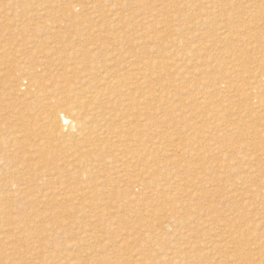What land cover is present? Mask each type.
I'll list each match as a JSON object with an SVG mask.
<instances>
[{"label":"rangeland","instance_id":"obj_1","mask_svg":"<svg viewBox=\"0 0 264 264\" xmlns=\"http://www.w3.org/2000/svg\"><path fill=\"white\" fill-rule=\"evenodd\" d=\"M191 1L0 0V183L12 177L27 182L20 185L25 200L6 194L0 200V208H12L8 212L24 221L14 225L19 230L12 242L0 234V264H38L54 247L86 253L93 264H166L155 258L154 243L167 248L165 222L175 220L164 210L177 204L166 199L174 197L184 205L180 217H194L183 247L208 246L193 252L209 251L196 264L207 257L208 264H264V0ZM173 14L185 21H174ZM227 25L238 27L242 38L224 43ZM170 28L181 31L179 48L172 46ZM191 47L199 51L180 58L177 68L158 65L167 53H190ZM117 80L127 83L122 93L133 90L115 107L98 101L94 112H106L98 123L104 130L123 131L127 152L117 151L115 139L107 141L101 131L81 129L95 119L90 107L73 110L76 126L62 133L79 131L76 146L91 148L80 158L96 165L142 157L134 166L136 178L150 187L144 192L126 182H99L118 165L67 172L74 145L60 143L37 117L49 106L62 112L85 102L97 87ZM38 91L39 99L25 106ZM135 139L139 143L130 146ZM50 171L51 181L44 176ZM173 174L178 179L167 186ZM61 186L78 192L57 194ZM154 192L156 202H136Z\"/></svg>","mask_w":264,"mask_h":264},{"label":"bare ground","instance_id":"obj_2","mask_svg":"<svg viewBox=\"0 0 264 264\" xmlns=\"http://www.w3.org/2000/svg\"><path fill=\"white\" fill-rule=\"evenodd\" d=\"M191 1V0H189ZM193 1V0H192ZM191 1V2H192ZM251 1V0H249ZM254 0H252V2H250L252 5L254 4L253 2ZM262 2V1H261ZM260 2V4H261ZM212 3V2H211ZM240 3V2H237V4ZM246 3V2H245ZM249 2H247V6ZM256 3V1H255ZM258 3V2H257ZM186 4H191L193 5L192 3H188L186 2ZM195 4V3H194ZM212 4H215V3H212ZM233 4V3H232ZM259 4V5H260ZM264 4V2H263ZM261 4V5H263ZM211 5V4H210ZM104 6V5H103ZM166 6V5H165ZM215 7V5H213ZM239 6V5H238ZM246 6V5H245ZM257 6V5H256ZM256 6L254 5V7L256 8ZM100 7V6H98ZM193 7V6H191ZM190 7V8H191ZM212 7V6H211ZM219 7V6H218ZM235 7V6H234ZM241 7V6H240ZM239 7V8H240ZM244 7V6H242ZM261 7V6H260ZM95 8V7H93ZM189 8V6H188ZM230 8V6L228 7ZM236 8V7H235ZM238 8V7H237ZM246 8V7H245ZM250 8V7H248ZM252 8V7H251ZM258 8V7H257ZM256 8V9H257ZM264 8V6H263ZM244 9V8H243ZM255 9V10H256ZM259 9V8H258ZM163 10V9H162ZM161 10V11H162ZM166 10V9H165ZM171 10V8H170ZM169 11V10H168ZM264 11V9H263ZM207 12V11H206ZM205 12V16L208 17L209 15ZM227 12V11H226ZM236 12V11H235ZM241 12H243L241 10ZM254 12V10H253ZM252 12V13H253ZM260 12V9L257 13ZM176 13V12H174ZM227 13H230L227 12ZM232 13V11H231ZM230 13V14H231ZM243 14V13H242ZM245 14V13H244ZM256 14V13H255ZM254 14V16H255ZM261 14V13H260ZM150 15V14H149ZM153 15V14H152ZM173 19L174 21H179V22H184L185 21V18L186 16H182V15H179V14H173ZM238 15L239 17L241 16L240 14H236ZM258 15V14H257ZM256 15V16H257ZM151 16V15H150ZM150 16H147V17H150ZM203 16V15H202ZM205 16L204 17H200L197 21V25L198 24H203L204 21H206L205 19ZM229 16H233V15H229ZM245 16V15H244ZM228 18V16H226ZM238 17V20H241L239 19ZM242 17V16H241ZM247 16H245L244 18H246ZM249 17V16H248ZM251 17V16H250ZM153 18V17H151ZM226 18V20H228ZM231 18V17H230ZM235 18V17H234ZM237 18V17H236ZM243 18V17H242ZM243 18V19H244ZM148 19V18H147ZM146 19V20H147ZM224 19V18H223ZM251 19V18H249ZM232 20V19H231ZM255 20V19H254ZM237 21V20H236ZM234 21V23L236 22ZM252 21V20H251ZM242 22V20H241ZM250 23V22H249ZM231 24V23H230ZM233 24V22H232ZM251 24V23H250ZM249 24V25H250ZM180 25V24H178ZM252 25V24H251ZM250 25V26H251ZM228 26V25H227ZM226 27V26H225ZM223 27V28H225ZM231 27V26H230ZM248 27V26H247ZM229 28V26H228ZM172 29V28H170ZM174 29V28H173ZM171 30L174 32V35L175 37L172 38L170 41L172 42V46H175V47H180L182 45V41H181V37L179 36V33L181 32L179 28L177 29H174V30ZM247 28H243V30ZM227 30V29H226ZM242 30V29H241ZM225 31V30H224ZM239 32L238 31V27H232V28H229L228 29V32L226 33H222L221 32V35H224L221 39L223 40V42H227L229 41L230 37L233 38L234 36H236V38L238 36H240L238 39L242 38L240 34L239 35ZM242 32V31H241ZM189 33V32H188ZM220 36V35H219ZM173 37V36H172ZM218 40H220V37L217 38ZM243 40V39H242ZM216 41V40H215ZM231 41V39H230ZM234 41V40H233ZM245 41V40H244ZM150 42V41H148ZM152 42V41H151ZM210 42V41H209ZM218 42V41H217ZM224 42V43H225ZM238 42V41H237ZM240 42V40H239ZM154 42H152L151 44H153ZM211 43V42H210ZM221 43V42H218V44ZM242 43V41H241ZM205 45L204 46V50L208 49V43L207 41L205 42ZM212 44V43H211ZM216 44V43H215ZM223 44V43H222ZM215 46V45H213ZM219 46V45H218ZM251 46V45H249ZM254 46V45H253ZM174 47V48H175ZM216 47V46H215ZM248 47V46H247ZM172 48V50L174 49ZM156 49V46L154 48V50ZM153 50V51H154ZM199 51V47H191L190 48V53H187L185 51H178L177 53L176 52H171V53H167L166 55L162 56V58L160 57V60L161 62L158 63V65L160 64L163 68H167L169 67V69L173 66H178L179 65V59L181 58L182 60L184 58L182 57H188L186 55H189V54H194L196 51ZM156 51V50H155ZM159 51L161 52V50L159 49ZM175 51V49H174ZM158 52V51H156ZM154 52V53H156ZM231 52V51H230ZM150 54L153 53V52H149ZM175 53V54H174ZM159 54V53H158ZM197 54V53H196ZM169 55V56H167ZM152 57V55H149ZM193 56V55H191ZM197 56V55H196ZM149 58V57H148ZM154 59V57H152ZM151 58V59H152ZM196 58V57H195ZM194 58V59H195ZM149 59V60H151ZM157 59V58H156ZM193 60V58L191 59V61ZM196 60V59H195ZM155 61V59L153 60ZM159 61V60H157ZM189 60H187L186 62H191ZM234 61V60H233ZM150 62V61H149ZM194 62V61H193ZM156 63V62H155ZM152 62V64H155ZM156 63V64H157ZM186 63V64H187ZM192 63V62H191ZM190 63V65H191ZM234 63V62H232ZM145 64V63H144ZM149 64V63H148ZM196 64V63H195ZM198 64V63H197ZM157 65V66H158ZM159 65V66H160ZM228 65V64H227ZM225 65V66H227ZM231 65V64H230ZM236 66V64H234ZM155 67V65H153ZM151 66V67H153ZM160 66V67H161ZM180 66V65H179ZM144 68V66H142ZM149 67V65H148ZM174 67V68H175ZM146 68V67H145ZM144 68V70H145ZM158 68V67H157ZM164 68V69H165ZM177 68V67H176ZM196 68V67H195ZM200 68V67H199ZM233 68V66H232ZM150 69V68H149ZM156 69V68H153V70ZM173 69V68H172ZM235 69V68H233ZM197 70L199 71L200 69L197 68ZM196 70V71H197ZM231 70V69H230ZM197 71V72H198ZM222 71V69H221ZM226 71H229V70H226ZM153 72V71H152ZM223 72H225V69L223 70ZM150 73V72H149ZM154 73V72H153ZM156 73V71H155ZM160 73V72H159ZM220 73V72H219ZM148 74V73H147ZM227 75V74H226ZM148 76H153V75H149ZM147 76V77H148ZM162 76V75H161ZM225 76V75H224ZM145 75H144V79H145ZM146 80H149L146 79ZM126 82V81H124ZM130 82V81H129ZM123 81H114V82H111V83H104L105 85H100V87H97L96 89V92L95 94H93L91 97H89L85 102H79L78 104L76 105H69L67 109H65L64 111L60 112V111H55L54 109L51 110V107L52 106H49L48 108L49 111L48 113H43L44 115L42 116L41 113L37 114V117L38 119H40L41 121L45 120V122L47 123V126H46V129L49 130V132L51 134H55L59 140L60 143H71L73 144L74 146H72L70 149H68V156L65 158V159H68V164L66 165V168H67V172L69 171H74L75 174L78 173V169L82 168V167H87V166H90L91 169H95V168H99L98 170L96 171H103L104 168L106 167H110V166H113V165H118V170H114L113 172H109V174L107 176H104L102 177V179L99 181L101 182L102 185H110L111 183H113L114 181H121V182H126V183H129V184H132L134 187H137L138 189L142 190L143 192L144 191H147L149 190V185L145 182V181H142L141 179H138L136 178V174H137V169H136V166H134L135 164H139L140 162L143 161L142 157H139L136 159V157L132 156V157H128V156H121V159H116L115 161H113V159H108L106 160L107 163H105V165H96L94 163V160H82L80 157L83 156L82 152L81 151H89L91 148L89 146H86V145H81V146H76V143H77V137L79 135V131L75 130V131H69L67 134H63L62 133V129L63 127H66V128H69V130H71L72 128H74L76 126V123L71 120V115L73 114V110L74 111H77L79 109H81L82 107H90L92 109V115H94V120H88L86 121L82 126H81V129L84 130V131H89V130H92V131H95V132H99L101 131V134L104 135V138L107 140V141H111L112 139H115L114 141L116 142V145H114L115 148H120V149H117V151H120L122 154L127 152V144L122 140V133L123 131H121V133L118 131L115 135L111 134L109 132V130H104L100 124H98L99 122H105L106 119L104 117L105 113L106 112H102V114H100L98 111L97 112H94L96 110L95 106L98 104V101L101 102V107L103 108H108V106L110 105H113V107H115L118 103L121 102V99L124 97V93L126 92H130L132 91L133 89H130V87H126L127 89H125L126 92L122 93V90L120 89H123L125 86L124 84H127V83H124L122 84ZM259 83V81H258ZM257 83V85H258ZM129 85V83H128ZM137 85V84H136ZM140 85V84H138ZM33 85H31L30 87H32ZM131 86V85H129ZM145 86V85H144ZM35 87V86H34ZM122 87V88H121ZM134 88V86H133ZM139 88V87H138ZM259 88V86L257 87V89ZM140 89V88H139ZM236 89V88H235ZM139 91V90H138ZM141 91V90H140ZM233 91V90H231ZM259 91V90H257ZM41 92L42 91H38L36 92L34 95H32L31 97H26L24 99V102L26 103L25 106L29 105L31 102L35 101V100H38L40 95H41ZM136 92V91H135ZM134 92V93H135ZM228 92V91H227ZM230 92V90H229ZM132 93V92H131ZM133 93V95H134ZM260 93V92H259ZM122 95V98L120 97ZM131 95V94H130ZM129 95V96H130ZM136 95V94H135ZM125 97H127V95H125ZM131 98V96H130ZM124 100V99H123ZM263 101V100H262ZM30 102V103H29ZM259 102V101H258ZM261 104V102H260ZM259 105V104H258ZM47 108V109H48ZM260 108V106H259ZM44 112V111H42ZM103 117V119L101 118ZM100 119V120H98ZM44 122V121H43ZM92 122V127L90 129L89 128V124ZM123 142L125 143V145L123 144ZM139 143V140L135 139L133 140L131 143H130V146H135ZM131 151V150H129ZM128 151V152H129ZM193 151V150H192ZM93 152L97 153L95 150H93ZM195 152V150L193 151ZM98 154H101V153H98ZM125 159H123V158ZM138 157V156H137ZM126 163V164H125ZM107 170V169H105ZM109 171V170H108ZM126 172V173H124ZM44 176H48L50 181L53 180V176H54V173H52V171H50L47 175H44ZM174 176L176 175H172L170 178H168V180H164V183H168L167 186H170L169 185V182L168 181H171L172 180V184L173 185V181L174 179L177 180L178 177L174 178ZM61 177V176H60ZM78 177L80 178H84L83 175H78ZM63 178V176H62ZM12 179V180H10ZM58 179V178H57ZM35 180H40L42 183V185L44 184V182L46 181L45 179H42L41 177H39L38 175L36 176ZM48 180V179H47ZM59 180V179H58ZM2 181V180H1ZM57 181V180H56ZM181 181V180H178V182ZM184 180L182 179V182ZM190 181V180H189ZM27 184L26 181H22L20 182V180H16L14 177L12 178H6L4 181H2V183H0V189H2L1 191H4V193L2 195H0V200L4 199V198H7L6 195H17V196H22V191L21 188H20V185H23L25 183ZM202 182V181H201ZM177 183V181H176ZM184 183V182H183ZM100 184V185H101ZM177 184H180V183H177ZM171 185V186H172ZM185 185V184H184ZM26 186V185H25ZM180 186V185H179ZM62 187V186H61ZM59 188L57 194H60V195H64L67 197V195H70V194H73L75 192H78V191H67L66 189H63L62 188ZM161 187L164 188L163 185H161ZM174 187H177V185ZM182 187V186H181ZM188 188V186H186ZM185 186L182 187L183 188H186ZM27 188V187H26ZM29 188V186H28ZM27 188V189H28ZM65 188V187H64ZM180 188V187H178ZM176 189V188H175ZM44 189L40 188L36 193H42ZM169 190V189H168ZM181 190V188H180ZM185 190V189H184ZM0 191V192H1ZM165 191V190H163ZM177 191V189H176ZM179 191V190H178ZM63 192V193H62ZM183 192V191H182ZM31 193V192H30ZM34 195V193H33ZM25 196V195H24ZM24 196H22V198H24ZM27 196V195H26ZM25 196V198H26ZM58 196V195H57ZM9 198V197H8ZM19 198V197H18ZM24 198V200H25ZM17 199V197H16ZM169 202H174V203H177L175 204L174 206H171L169 208H166L164 210V213L165 214H171L170 216L172 218H174L175 220V223H171V222H165V226L168 228L167 230V234H166V237H167V242H166V245H167V248L164 249L160 246V244L158 243H154V250L156 251V256L155 258H163L164 259V263L166 264H196L197 263V260H200L202 257L201 255H203L205 257V254H207L209 251H206V252H203L202 254H196V253H193L195 251H197L199 248H203V249H208V246L207 244H205L204 242H198L196 243L195 245H192V246H189V245H185L183 247V242H186L189 240V237L192 235V232H191V229H187V224H188V220L189 219H192L194 217H190L187 219H183L180 217V214L181 212L184 210V205L183 204H179L178 203V198L174 197V198H166ZM7 200V199H5ZM10 201L11 200H14V199H9ZM158 200V197H157V194L154 193H151L150 196H143V197H139L136 202L140 203V205L142 207H144L148 202H156ZM15 206V205H14ZM16 207V206H15ZM19 207V205H18ZM16 207V208H18ZM8 209V206L7 208L6 207H1L0 208V223L1 221L3 222V225L0 224V234L2 235V239L6 240L7 242L5 243H8V242H12L14 239H16V235L18 234V230L19 228L18 227H15L14 225L16 223L18 224H22L24 223V221H22L20 218H17V217H13L11 214V212H8L10 211V209L12 208H9V210L7 211ZM22 210V209H21ZM13 211H14V207H13ZM17 211V210H15ZM159 211H162V209L158 210ZM15 213V212H13ZM3 217H6V221ZM172 224V225H171ZM148 238H151V237H148ZM40 240H47L46 239V236H44L43 238L40 237ZM147 241L150 242V239H148ZM42 244L44 245V242H42ZM230 246V245H229ZM48 247H44V249H46ZM53 248V247H51ZM81 249V248H80ZM79 251V250H78ZM81 253V252H80ZM209 260V257H207L205 260H204V264H208ZM38 264H93L90 259H89V256L88 254L86 253H82L79 255V253H76V252H73V253H69L68 252V249L67 248H62V247H54L53 251H52V254H50L47 258H44L42 259ZM152 264V263H151Z\"/></svg>","mask_w":264,"mask_h":264}]
</instances>
